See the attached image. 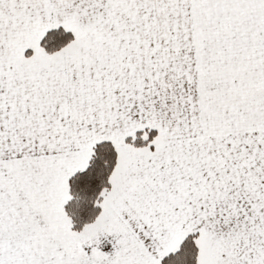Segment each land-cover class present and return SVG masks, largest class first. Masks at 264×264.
Instances as JSON below:
<instances>
[{
	"label": "snow or ice",
	"instance_id": "1",
	"mask_svg": "<svg viewBox=\"0 0 264 264\" xmlns=\"http://www.w3.org/2000/svg\"><path fill=\"white\" fill-rule=\"evenodd\" d=\"M0 264H264V0H0Z\"/></svg>",
	"mask_w": 264,
	"mask_h": 264
}]
</instances>
